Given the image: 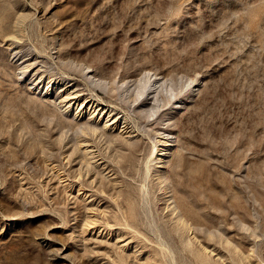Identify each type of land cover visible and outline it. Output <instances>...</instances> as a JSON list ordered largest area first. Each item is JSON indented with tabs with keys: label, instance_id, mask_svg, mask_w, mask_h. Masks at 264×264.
I'll list each match as a JSON object with an SVG mask.
<instances>
[{
	"label": "rangeland",
	"instance_id": "374dc122",
	"mask_svg": "<svg viewBox=\"0 0 264 264\" xmlns=\"http://www.w3.org/2000/svg\"><path fill=\"white\" fill-rule=\"evenodd\" d=\"M0 264H264V0H0Z\"/></svg>",
	"mask_w": 264,
	"mask_h": 264
},
{
	"label": "bare ground",
	"instance_id": "6f19581e",
	"mask_svg": "<svg viewBox=\"0 0 264 264\" xmlns=\"http://www.w3.org/2000/svg\"><path fill=\"white\" fill-rule=\"evenodd\" d=\"M153 84H158L159 86L161 85V81L160 80H154L153 81ZM152 83L150 84V85H153ZM147 85L148 84H145V85H143L142 87H141V92L144 94L146 91H147ZM154 86V85H153ZM153 88V87H152ZM151 93V92H150ZM149 93V94H150ZM66 94H68L69 95V93L67 92ZM73 94H74V92H73ZM147 94V93H146ZM68 95H67V97H68ZM75 95V94H74ZM70 96V95H69ZM72 96V95H71ZM144 96V95H143ZM74 97H72V99H73ZM88 104V103H87ZM84 107L86 106V104L85 105H83ZM108 108V107H107ZM107 108H104V107H102V108H100L99 109V111H101V113H108V115H110L111 113H110V111H108L107 110ZM109 109V108H108ZM110 113V114H109ZM116 118V117H115ZM115 118H113L112 120H111V124H114L116 121H115ZM105 126V125H104ZM161 136V135H160ZM159 136V137H160ZM167 136V135H166ZM165 135H162L160 138H161V140H159L160 142H161V144L165 147L164 149H162L161 151H160V155H159V157H157L158 158V160H157V162L158 163H161V164H164L165 163V159L170 155V145L168 144V142H169V139L166 137ZM158 141V142H159ZM159 144V143H158ZM158 153V152H157ZM160 164V165H161Z\"/></svg>",
	"mask_w": 264,
	"mask_h": 264
}]
</instances>
